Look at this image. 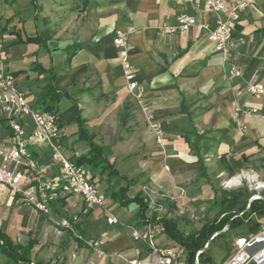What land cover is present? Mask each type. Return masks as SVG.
I'll return each instance as SVG.
<instances>
[{"label":"crops","instance_id":"0c3cea01","mask_svg":"<svg viewBox=\"0 0 264 264\" xmlns=\"http://www.w3.org/2000/svg\"><path fill=\"white\" fill-rule=\"evenodd\" d=\"M181 16L195 21L187 31L179 29ZM218 21L230 28L226 54L209 39ZM117 30L125 34L147 112L164 130L162 150L126 90L112 42ZM0 57L36 109L52 82L61 95L53 115L61 149L70 160L87 154L88 142L100 149L118 178L97 175L93 184L104 180V207L123 225H136L138 207L110 198L119 178L134 182L129 199L145 198L147 188L166 203L200 201L212 168L233 174L238 161L264 157V100L247 92L264 86V0H252L235 18L214 14L202 0H0ZM9 137L0 123V146ZM37 154L47 176L57 175L48 151ZM48 206V214L38 213L0 185V231L18 245L33 243V263L125 264L133 257L127 229L108 225L103 210L60 193ZM72 216L82 240L58 226ZM166 242L165 235L157 240ZM0 264H9L1 253Z\"/></svg>","mask_w":264,"mask_h":264},{"label":"built area","instance_id":"2783aa9c","mask_svg":"<svg viewBox=\"0 0 264 264\" xmlns=\"http://www.w3.org/2000/svg\"><path fill=\"white\" fill-rule=\"evenodd\" d=\"M202 1L206 9L216 15L228 11L229 18L237 17L252 2V0ZM178 24L181 31H187L195 21L181 16L178 18ZM209 39L216 52L226 54L231 41L228 22L218 21L216 28L209 33ZM112 42L118 49V60L126 90L141 108L145 124L158 148L162 150L164 130L147 112L143 103L142 88L135 80V71L128 62L125 34L115 31ZM247 92L264 100V86L249 85ZM0 118L5 121L10 131L7 144L0 146V185L9 188L13 195L19 196L25 204L41 214H48V205L57 193L76 195L87 208L103 210L106 223L110 226L126 228L134 243L133 257L126 260L125 264H185L186 254L182 246L170 240L166 243H157V240L164 235L160 223H147L141 227L123 225L111 210L104 207V199L93 184L89 169L74 164L64 156L60 145L61 131L53 116L34 108L26 101L14 77L5 71L1 57ZM42 151H48L53 165L58 167L57 175L47 176L37 154ZM254 176L255 174H252L253 178H257ZM240 179V176L233 177L224 186H237L240 184ZM232 180L236 182L233 183ZM142 192L145 194L149 208L158 215L163 205L151 201L145 189H142ZM253 199L256 198L252 196L248 202ZM77 220V216H72L71 221L64 218L59 221L58 226L69 231L78 240H82L75 229ZM256 222L259 225L257 232L238 238L233 253L220 264H264V217L257 219ZM87 244L91 246L93 242L88 241ZM208 246L209 244H206L202 250L195 253L193 264H200L199 257Z\"/></svg>","mask_w":264,"mask_h":264},{"label":"trees","instance_id":"16d2710c","mask_svg":"<svg viewBox=\"0 0 264 264\" xmlns=\"http://www.w3.org/2000/svg\"><path fill=\"white\" fill-rule=\"evenodd\" d=\"M9 74L15 77L14 74ZM60 96L52 82H49L38 95L37 108L53 116L56 113V104ZM0 123L7 128L2 118H0ZM78 134L81 139H86L80 129ZM88 143V153L73 158L71 161L76 165L87 167L93 183L97 175L102 176L105 174L110 181L118 178L112 167L101 159L100 149L91 142ZM198 161L200 168H202L201 160L198 159ZM133 184V181L119 178L118 187L110 193V198L122 207H126L130 203L137 205L136 227H141L147 223H160L166 238L183 247L186 254L185 264H193L196 252L202 250L206 244H212L214 240L222 238L228 231L242 229L248 234L257 232L258 223L251 221L249 223L245 220L251 215H255L259 219L264 217V191L260 193L259 198L253 199L250 203L248 199L256 195L253 192L227 193L222 191L217 195V199L213 201V206L219 209V215L215 219L204 223L196 232L184 234L178 229L176 221L165 216L159 217L156 213H153L149 208L148 201L142 194L135 196L133 199L127 198L126 192ZM68 219L71 221V217ZM225 228L227 229L225 230ZM211 237L213 238L211 239ZM32 246L33 243H28L25 246L18 245L0 231V253L8 259L9 264H40L32 262L30 254ZM199 261L200 264H214L208 250L201 253Z\"/></svg>","mask_w":264,"mask_h":264},{"label":"rangeland","instance_id":"374dc122","mask_svg":"<svg viewBox=\"0 0 264 264\" xmlns=\"http://www.w3.org/2000/svg\"><path fill=\"white\" fill-rule=\"evenodd\" d=\"M62 152L65 157L70 156L68 152ZM235 166L238 169L240 168V170L237 169L233 174L226 172L225 174L223 173V175H218V165L216 168H212L209 172L210 189L207 193L201 195L202 198H200V201L195 200L196 198L191 199V197L188 196L186 199H182L183 197L178 199L170 198L167 199L168 203H166L164 197L154 194L147 188L144 189L149 192V195L152 193V195L148 197L151 201L155 203H163V209L158 212L159 217L165 216L168 219L176 221L178 229L181 232L184 234H190L196 232L204 223L215 219L219 215V209L218 207L213 206V201L217 199V195L220 192H253L256 194L253 197L257 199L260 193L264 191V157L262 158L259 156L247 162L238 161ZM235 166L232 164L233 168H235ZM165 170H168L167 167H165ZM252 174H255L254 177L257 178H253ZM236 176L241 177L239 185L231 187L224 186L227 181H230ZM232 182L235 183L236 180H233ZM96 187L98 190H101V188L104 189V180H100ZM181 195L184 194L181 193ZM171 203H175L176 205L173 204L172 207L170 206ZM247 218L248 219H246L245 222L248 221L249 223L250 221L256 223V220H259L255 215H251ZM226 229L227 228H225V230ZM248 235L249 234L245 230L234 229L228 231L222 238L214 240L212 244H209L207 250L214 264L224 262L230 254L233 253L236 240L238 238L247 237Z\"/></svg>","mask_w":264,"mask_h":264},{"label":"bare ground","instance_id":"6f19581e","mask_svg":"<svg viewBox=\"0 0 264 264\" xmlns=\"http://www.w3.org/2000/svg\"><path fill=\"white\" fill-rule=\"evenodd\" d=\"M233 181V180H232Z\"/></svg>","mask_w":264,"mask_h":264}]
</instances>
